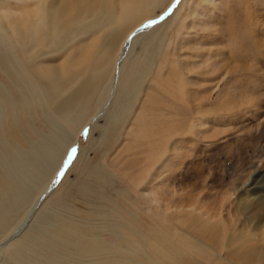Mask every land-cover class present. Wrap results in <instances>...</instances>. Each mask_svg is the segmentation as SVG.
Listing matches in <instances>:
<instances>
[{
	"label": "rangeland",
	"instance_id": "rangeland-1",
	"mask_svg": "<svg viewBox=\"0 0 264 264\" xmlns=\"http://www.w3.org/2000/svg\"><path fill=\"white\" fill-rule=\"evenodd\" d=\"M10 1L0 0V55L20 43L10 40L5 25L13 17L23 22L24 3ZM161 2L154 17L139 25L124 61L148 65L136 95L125 104L115 101L113 84L99 116L80 131L60 125V116H48V109L29 112V153L17 136L9 134L1 145L0 173L16 181L0 225V264H96L117 255L121 260L122 252L135 254L132 261L140 257L133 264H264V0ZM148 85H161L162 95L146 90ZM142 128L156 151L149 162L141 156L147 140L136 134ZM118 154L127 175L111 166ZM148 163V177L137 180ZM65 222L83 236L125 239L124 222L140 233L139 246L80 255L61 245Z\"/></svg>",
	"mask_w": 264,
	"mask_h": 264
},
{
	"label": "bare ground",
	"instance_id": "bare-ground-1",
	"mask_svg": "<svg viewBox=\"0 0 264 264\" xmlns=\"http://www.w3.org/2000/svg\"><path fill=\"white\" fill-rule=\"evenodd\" d=\"M12 1H16V0H11L10 2L12 3ZM129 1L128 0H21L20 1L22 2V4L24 3V13H23L24 15L22 14L24 17L23 22L19 18L21 24L18 25L17 23L19 22V20L18 22L16 21L18 18L14 20L13 17V20L16 21L17 23H15L11 19H8L9 22L8 21L7 22L9 24L6 23L7 26L5 25L7 30L9 28L8 34L11 36L10 40L11 39L13 41L19 40L20 43L18 44V46H13V47H10L9 45L6 52L4 51L5 52L4 54L3 52H1L2 54L0 55V136H1L0 148L1 145L4 146V143H6L7 140L9 139V134L10 136H12V139L15 136H17L20 142L23 143L26 151L30 148L29 146L32 142H30L31 140L27 141L28 136H26L27 134L25 135V133L30 132L27 131V129H29L30 122H32L31 120L26 118L29 115L28 114L29 112H35L37 110L40 111L42 108L48 109L50 110V114L48 116L53 117L55 120L60 116L59 118V120L61 121L60 125L61 123L64 126L66 125V128H68L69 130L71 129L70 131H74V130L80 131L82 125L86 126L88 123H90L91 120H94L99 116V112L102 110V106L100 105L107 98H109L108 96L110 95V91L112 90L113 84H116L118 88L117 98L115 101L123 99L125 104L127 102V99H129L134 95L137 85L141 83L140 81L142 80V76L146 73V70L148 69L147 67L148 65L145 62H143L144 60L140 62L139 59H136L130 64L126 63L127 65L124 64V61L127 59L126 56L128 50L132 48L130 46H132V43H134V40L139 35L138 32L140 28L139 25L146 19L150 20L151 18H153L155 7L157 6L158 8L162 2L161 0H129ZM10 7L11 5L9 6L8 10L12 8ZM6 8L7 7L5 6L4 9ZM8 10H4L5 12L3 10L1 11L4 14ZM15 11L17 10L15 9ZM17 14L19 16V13H16V16L15 14L14 15L10 14V17L9 16L8 17L9 18H11V16L18 17ZM22 15L20 13V17ZM177 18H179V16ZM6 19L7 17L4 20ZM0 20L2 21L1 18ZM182 21L181 24H183ZM18 31H20L18 35L19 37L15 34ZM148 44H150V42L149 43L147 42V46ZM148 47L146 48L149 49ZM161 48L159 47L160 50ZM147 51H145L144 49V52L142 53L143 58L146 57V56L144 57V54L146 55ZM7 53L8 54L13 53L12 54L13 56L12 55L10 56V54L8 55ZM50 58H56L55 60H58V62H54L55 61L54 60L52 63H49L48 60H50ZM148 60L151 59L149 58ZM123 64L126 66L124 68L125 71L122 74V76L119 77L120 70ZM150 66L151 65L149 64V68ZM142 67L144 68L142 69ZM158 68L160 69L159 66ZM163 68L165 69V67ZM158 70L157 72H159ZM160 72L158 73V75L161 74ZM148 73H150V71ZM66 75L70 76V78H68ZM146 76L147 75L145 74V77ZM145 77L144 80L148 78ZM123 78H125V80H123ZM150 82H152V80ZM165 82H166L165 79L163 82L161 81V83H164V85L166 84ZM177 83L175 84L177 85ZM161 85L157 86L158 89L157 88L155 89L154 86L148 85L146 87V90L148 91L150 90L151 93L153 92L154 94H159L161 93V88H162ZM171 85L170 87L168 86V90L170 88L171 90H175V88L172 89L173 85L172 86ZM166 86H163L164 89H166L165 88ZM181 87H182V82L181 84L178 83L179 90ZM119 91L121 92L118 94ZM141 93L143 92L141 91ZM148 96L149 94H147V97ZM167 96L165 95V97ZM154 100L156 102L157 101L161 102V100H156V99ZM159 104L161 105V103ZM144 105L142 107H144ZM146 105L148 107L150 106V103H148L147 101ZM115 107H117V109L119 110L118 113L125 112L126 109L124 108L125 106L122 107L121 104L118 105V103H116ZM156 108H158V106H156ZM164 108H166V106ZM163 111L165 112V110ZM146 113L144 112V114ZM85 116H90V118L83 119ZM141 119L144 120V117ZM36 128L32 127V129H36ZM34 131L37 132V130ZM136 134L142 137V139L147 140L146 145L148 146L143 150L144 152L142 151L141 153L143 159L148 162L155 160L156 151L150 144L153 143V141L150 139V134L147 132L146 128L144 129L142 128V130H140ZM30 136H36L35 132L31 131ZM43 139L41 138L39 140L43 142ZM35 147H37V145ZM43 148H46V146H43ZM33 149L34 148H32V150ZM28 151L27 153H29ZM35 151H37V149L34 150L35 155H37L38 153L36 154ZM1 156L2 153L0 151V158ZM34 156L32 153L31 157ZM28 157H30L29 154ZM36 157L35 160H37ZM118 158H119V154L116 155L115 157H112L111 166L117 167L119 171L122 170V173H125L126 172L125 166H121V165H119L120 167L118 166L119 164L117 163L119 162ZM39 164L44 165L45 163L43 164L40 161ZM23 166H25V164ZM31 166L33 165L31 164L29 168H31ZM37 167L39 168V166ZM44 167H46V165ZM150 167L151 166L149 163L147 166H143L141 169V171L142 170L143 171L137 173L138 174V177L136 176L137 180H140L141 177L147 176L150 171L149 170ZM32 168L35 169V166ZM39 172L36 173L35 171L34 173L38 175ZM125 174L127 175V173ZM15 181H12L9 177H7V175L4 176L3 173H0V225L2 226L5 223V218L7 215V212L5 210L9 209V207L13 203L15 192L12 189L14 188L13 182ZM18 195L20 196V194ZM136 209H138L137 206ZM123 216L124 214L121 217L122 219ZM132 220L134 221V219ZM123 221L125 220L123 219ZM62 227L63 229L60 230L61 235L59 234L61 237H63V239H61V245L66 249L71 248L75 253H78L80 255L84 253H90L91 255L93 253L100 251H102V253H107V254L108 252H113L117 254V253H121L120 251L123 250L126 251L125 250L126 245L129 249L131 248L133 250H135L136 243L139 246L140 233L138 231L135 232L134 230L133 231H129V229L127 230L128 226L126 227L124 222L122 224L120 223V229H122L121 234L123 235V237H125V239L122 238L120 239L119 237L103 238L99 235L86 236V234L83 236V234H81V232H83L81 231L82 229L72 228L67 222H65V224L63 223ZM117 233H119V231ZM243 244L245 243L243 242ZM124 253L125 252H122V255L125 258H122L121 260H117V258H119L118 255L117 258L115 259L98 258L99 261H97L96 264H133V262L135 263L136 261H138L137 259L140 258L139 256L138 257L135 256L137 258V259L134 258L136 259V261L135 260L132 261L131 259L132 257H134L133 255L135 254L129 253L130 255L126 256V254ZM148 255L151 254L149 253Z\"/></svg>",
	"mask_w": 264,
	"mask_h": 264
},
{
	"label": "snow or ice",
	"instance_id": "snow-or-ice-1",
	"mask_svg": "<svg viewBox=\"0 0 264 264\" xmlns=\"http://www.w3.org/2000/svg\"><path fill=\"white\" fill-rule=\"evenodd\" d=\"M73 151H75V150L73 149Z\"/></svg>",
	"mask_w": 264,
	"mask_h": 264
}]
</instances>
